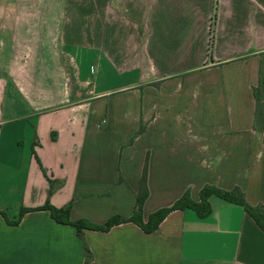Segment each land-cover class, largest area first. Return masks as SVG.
<instances>
[{
  "label": "crops",
  "instance_id": "obj_1",
  "mask_svg": "<svg viewBox=\"0 0 264 264\" xmlns=\"http://www.w3.org/2000/svg\"><path fill=\"white\" fill-rule=\"evenodd\" d=\"M260 79L264 0H0V264H84L45 206L127 219L145 162L143 222L204 186L264 204ZM209 204L84 229L89 264H264L247 213Z\"/></svg>",
  "mask_w": 264,
  "mask_h": 264
},
{
  "label": "trees",
  "instance_id": "obj_2",
  "mask_svg": "<svg viewBox=\"0 0 264 264\" xmlns=\"http://www.w3.org/2000/svg\"><path fill=\"white\" fill-rule=\"evenodd\" d=\"M212 31V30H211ZM212 41V40H211ZM210 41V47H211ZM263 80H259L258 86L253 89L255 98V129L260 133L264 124V90ZM211 195L218 196L219 198L240 206L245 213L257 224V226L264 233V204H257L255 206L246 202L243 193L237 187L230 191H220L215 188L204 186L199 192V202L195 203L189 197V192L186 191L183 195L177 199L171 206L159 209L149 214L146 222L142 221V208L143 204L148 196L147 179H146V162L144 163L141 177L139 179V185L135 194V202L133 207V213L131 217L124 219L118 216L112 217L107 220L103 225H93L84 220L71 221L69 219L70 205L63 208H54L46 205L45 208L49 210L51 217L58 223L71 225L75 228L76 234L83 243L85 251V262L89 264L90 255L89 251L84 243L83 233L84 229L96 230V231H108L115 225L125 222H132L141 228L145 233H153L158 231L159 224L162 220L174 210L190 209L200 217H206L211 213V207L209 204V197ZM24 211L21 212L20 216Z\"/></svg>",
  "mask_w": 264,
  "mask_h": 264
},
{
  "label": "rangeland",
  "instance_id": "obj_3",
  "mask_svg": "<svg viewBox=\"0 0 264 264\" xmlns=\"http://www.w3.org/2000/svg\"><path fill=\"white\" fill-rule=\"evenodd\" d=\"M260 80H262V79H260Z\"/></svg>",
  "mask_w": 264,
  "mask_h": 264
}]
</instances>
